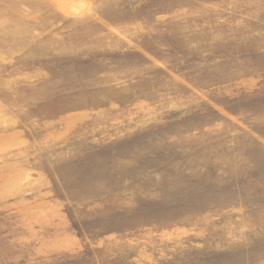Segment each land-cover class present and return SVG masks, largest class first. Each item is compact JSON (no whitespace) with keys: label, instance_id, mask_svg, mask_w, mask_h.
<instances>
[{"label":"rangeland","instance_id":"374dc122","mask_svg":"<svg viewBox=\"0 0 264 264\" xmlns=\"http://www.w3.org/2000/svg\"><path fill=\"white\" fill-rule=\"evenodd\" d=\"M0 264H264V0H0Z\"/></svg>","mask_w":264,"mask_h":264}]
</instances>
